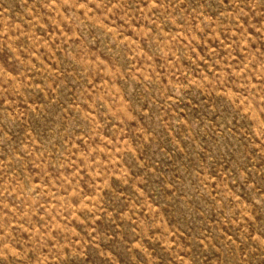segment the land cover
Listing matches in <instances>:
<instances>
[{
  "label": "rangeland",
  "instance_id": "rangeland-1",
  "mask_svg": "<svg viewBox=\"0 0 264 264\" xmlns=\"http://www.w3.org/2000/svg\"><path fill=\"white\" fill-rule=\"evenodd\" d=\"M0 264H264V0H0Z\"/></svg>",
  "mask_w": 264,
  "mask_h": 264
}]
</instances>
